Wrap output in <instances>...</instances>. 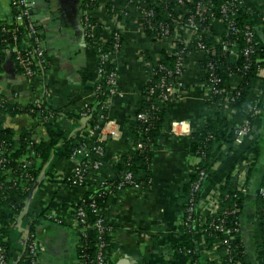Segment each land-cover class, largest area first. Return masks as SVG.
Returning <instances> with one entry per match:
<instances>
[{"label": "crops", "instance_id": "0c3cea01", "mask_svg": "<svg viewBox=\"0 0 264 264\" xmlns=\"http://www.w3.org/2000/svg\"><path fill=\"white\" fill-rule=\"evenodd\" d=\"M245 1L255 28L264 41V0ZM110 2L98 0L91 12L100 24L96 26L95 33L103 40L109 37L104 25L113 21ZM84 3L85 0H29V11L45 43L48 66L29 78L8 54L0 68V92L6 100L28 105L46 98L55 108L68 112H81L95 102L94 87L100 60L98 50L90 43L82 23ZM14 20L12 0H0V25ZM136 29L130 18H126L121 26L124 52L118 60L117 90L110 99L108 109V119L113 127L118 128L120 136L109 137L105 142L102 163L106 162V165H102L98 172L102 176L111 173L109 164L112 161L129 151L131 141L127 137L128 130L136 123L134 111L143 98L142 89L148 68L137 54L144 44V37ZM29 40V33L24 31L23 48L28 47ZM10 60L14 62L12 70L6 67ZM202 78L200 66L196 62L187 63L182 77L184 95L167 102L170 114L167 127L151 149L150 186L121 190L110 195L103 211L113 226L108 264H191L192 258L183 249L187 243L195 245L200 264H228L220 257L218 249L212 246L214 240L199 230H186L182 226L181 205L186 198L184 182L198 159L187 153L189 137L170 132V126L180 119L189 120L192 128L198 124L209 99ZM241 116H232L233 124ZM49 120L50 128L45 125L43 117L31 118L27 113H21L7 115L4 125L0 126V130L10 128L15 131L17 145L24 129H31L38 142H54L47 161L39 160V173L26 196L14 195L19 211L14 213V222L4 239L10 264H24L30 235L39 243L38 264H80L78 246L81 237L72 207L86 191L93 188L92 176L97 174L91 175L85 185H76L71 181L74 168L85 159V151L75 154V149L83 142L88 148L97 142L102 129L104 131V122L93 128L91 124L97 120L93 113L79 122L65 117ZM254 127L246 142L259 138L264 140V107ZM233 160L228 158L219 164L214 175L206 178V191L218 186L229 173ZM261 163L264 168V156ZM263 168L262 173L257 170V174H253L254 182L247 193L248 206L242 219L243 236L252 264H264V247L252 209L254 200L258 198L257 181L264 174ZM0 208L6 213L12 210L2 205ZM50 213H55L57 219L50 218Z\"/></svg>", "mask_w": 264, "mask_h": 264}, {"label": "trees", "instance_id": "16d2710c", "mask_svg": "<svg viewBox=\"0 0 264 264\" xmlns=\"http://www.w3.org/2000/svg\"><path fill=\"white\" fill-rule=\"evenodd\" d=\"M90 0H85V2ZM214 3V9L218 12L220 4L224 0H211ZM149 5V0H146ZM97 3L94 1L89 5V8H95ZM162 8H160V12ZM116 15L117 20L124 18L123 12L119 9H115L111 12ZM161 17V18H160ZM133 20V18L131 17ZM239 23L241 26L250 25L255 30L256 39L259 41L258 49L256 53L251 57L252 65L243 69L246 62V57L240 56L234 60L231 56H215L213 59L217 62L215 72L221 78V85L229 88L231 92L235 94L234 100H229L227 97L228 93L219 95H212L206 103V111L199 120L198 124L194 126L190 133L189 140L190 144L187 149V153L198 159L197 163L193 166L192 173L189 175L187 180L184 182L183 191L186 194L185 200L182 201L183 220L182 226L186 230H191L185 225L186 210L189 206V199L192 194V185L198 180L199 171L205 169L208 176H212L217 172L219 164H223L228 158H233L232 167L229 173L224 177L223 180L218 184L216 192L218 194L220 207L218 216H210L207 209L199 208L197 206L196 212L193 213L194 217H198V213L205 218V224L203 225L204 235L209 237L212 241V246L217 248L221 254L223 260H230L237 264H252L250 260L246 243L243 236V225L242 219L248 206V194L238 190L234 184L233 169L237 163L244 158H248L253 155L251 166L248 172V178L253 177L254 172L257 174V170L261 171L263 168L261 160L264 156V140H251L242 145L236 144V133L245 118L251 120V125L254 130L255 122L258 115H253L251 108L255 102L262 112L264 107V79L256 81V73L254 63L257 58L264 59V41L261 35L255 28L253 18L247 4L239 11ZM158 20H166L165 15L161 13ZM14 22V21H13ZM12 22V23H13ZM14 24V23H13ZM115 27V23L111 22ZM3 24L0 25V68L3 61L8 54H11L14 59L12 52L8 50V44L12 41L11 33L5 32L2 29ZM18 28L19 35L21 37L24 31L27 30V24L16 25ZM137 28V25H136ZM214 33H219L222 37L229 39L233 38V34L226 31V25L219 23ZM146 41H154V33L149 29L145 31ZM90 43L97 48L98 52L100 49L107 50L108 45L101 42L96 37L89 38ZM7 40H9L7 42ZM124 37L119 41L121 44V51L124 52ZM210 44L216 43V39L211 37L207 40ZM242 43V39L240 40ZM143 49V60L142 62L147 66L148 73L146 81L143 85V98L139 105L135 109V115L137 117L136 123L133 127L128 130V138L131 141V147L129 151L112 161L109 164L111 173L107 175H93V188L90 191H86L83 196L78 200L77 206L82 205L86 211V225H81L79 231L85 227V231L81 233V240L78 246V257L80 264H96L98 256V242L99 236L101 235L106 243L107 249L111 246V233L113 226L108 221L104 214L106 204L110 199V195L113 192L121 190H128L133 187L134 183L125 182L124 177L127 173H131L134 182L142 183L144 188H148L152 181V146L158 141L160 133L165 130L169 120V110L167 108V100L174 98L173 94H168L166 90L161 86V83L165 81L166 84H172L176 82L178 74L176 73V61L177 57L171 55L170 49L163 47L157 54L151 49L149 44H144ZM193 49V48H190ZM201 52V50H199ZM139 56V55H138ZM206 56V54H205ZM183 61L185 64L192 61L191 54L186 51L183 54ZM205 59H198L196 64L202 69ZM118 63H113L111 69L118 71ZM206 77L203 76L201 82L205 83ZM238 85L235 86V84ZM98 83L95 84V89ZM110 86L106 85L96 92V102L90 103L87 108L82 109L81 112H68L64 109L55 108L49 103L46 98L42 99L40 107H36L33 104L23 105L18 102L12 103L5 99V107L0 109V126H3L7 115L15 116L21 113H27L31 118L36 116H48L52 117L53 120H57L60 117L70 118L75 121H81L85 117L82 112L86 111L88 114L93 113L96 115V111L99 109L105 110L104 118H97L91 125L94 127L99 126L103 120L108 119V109L110 106L109 99L112 98L110 93ZM239 92V94H238ZM3 96V95H2ZM230 106L235 109L233 114L226 107ZM227 108V109H226ZM236 114L242 116L237 120V123L233 124L231 120ZM144 115V117H142ZM49 118V119H50ZM45 120V125L50 128V120ZM236 122V121H235ZM15 131L10 128H2L0 130V139H5L14 145L15 142ZM34 133L31 129H24L20 133L19 148L14 152L13 156L18 157L22 151L24 152L30 141H34V147L40 154L43 162H46L51 155V144L38 142L34 138ZM142 144V147H139ZM105 146V142L103 143ZM24 149V150H23ZM16 162H12L11 166H15ZM103 167L106 162L102 163ZM264 169V168H263ZM37 177L40 168H36L35 165L31 167ZM90 173V172H89ZM264 176L259 177V184H262ZM102 181L105 184H102ZM32 184V183H31ZM30 184V185H31ZM29 185V187H30ZM201 188H204L202 184ZM202 191V190H201ZM200 191V192H201ZM200 192L196 193V198L199 201ZM28 191H22L20 188H0V205L4 208H11V212L6 213L0 208V243L7 245L4 240L8 233L12 223L14 222V213L19 211V206L14 199V195L20 194L24 198ZM95 203V207L92 206ZM200 203V201H199ZM264 200L258 196L254 200L253 211L256 217L260 238L264 247ZM76 205V204H74ZM73 205V206H74ZM102 218L105 229L100 232L96 226L97 221ZM224 219V227L232 229L231 238L228 234L223 231H217L212 225L214 220L219 222L220 219ZM184 245V244H183ZM186 249L191 259V264L198 261V251L194 244L187 243ZM210 247V246H209ZM25 259V257H24ZM217 264V263H215Z\"/></svg>", "mask_w": 264, "mask_h": 264}, {"label": "built area", "instance_id": "2783aa9c", "mask_svg": "<svg viewBox=\"0 0 264 264\" xmlns=\"http://www.w3.org/2000/svg\"><path fill=\"white\" fill-rule=\"evenodd\" d=\"M94 1V4L98 0H90L85 2L82 10V23L87 30V35L90 37H96L104 44L108 45L107 50L100 49L99 64L97 68V88L96 92L102 87L110 86V93L112 96L117 90V82L119 78L118 71L111 69L113 63H118L121 51V44L119 43L122 38L121 26L126 18H133L135 26L137 25V31H139L144 37V44H149L151 49L157 54L163 47L169 48L171 55L177 57L176 61V73L178 74L176 82L172 84H166L165 81L161 83V86L166 90L168 94H173L174 97H183L184 82L182 80L183 74L186 70L187 64L183 61V54L188 51L191 54V62H197L198 59H205L202 67L203 76L206 77L204 87L207 91L208 98L212 95H219L228 93L229 100L235 99V94L229 90V88L221 85V78L215 72L217 62L213 59L215 56H231L236 60L240 56L246 57V62L243 69H247L252 65L251 57L256 53L259 45V41L256 39L255 30L250 25L241 26L239 23V11L245 5V0H224L220 4L218 12L214 9V3L211 0H149V5L146 0H111V11L119 9L123 12L124 18L120 21L117 20L116 15L113 16L116 27L112 24H105L104 27L109 31V37L103 40L102 36H97L95 33L96 26L100 25L95 20L91 12L95 8H89V5ZM13 9L15 12V20L13 23H3L2 29L5 32L11 33L12 41L8 44V50L13 53L14 61L17 68L27 77L33 78L37 74L43 72L48 66V59L46 55L45 43L41 38L40 29L36 22L33 20L29 11V0H12ZM162 8L161 12L159 11ZM163 13L166 20H158V17ZM161 18V17H160ZM27 24V32L30 35V40L27 42L28 47L25 49L22 47V37L19 35L16 25ZM219 23L226 25V31L233 34V38L229 39L226 36L222 37L219 33H214ZM120 25V26H119ZM150 30L154 33V41H146V30ZM211 37L216 39V43L210 44L207 40ZM243 40L242 43L240 40ZM9 40H7L8 42ZM143 44V45H144ZM141 45L137 54L143 60V49ZM158 48V49H157ZM193 48V49H190ZM201 50V52L199 51ZM206 54V56H205ZM256 81L264 79V59L257 58L254 63ZM238 83L235 84V86ZM239 94V92H238ZM111 99V98H110ZM109 99V102H110ZM208 99V100H209ZM167 101L170 99L166 98ZM96 102V98H95ZM42 99H37L33 105L40 107ZM5 107V97L0 92V109ZM230 114L235 112V109L228 105L226 106ZM105 110L99 109L96 111V118H104ZM251 112L253 115H258L261 110L256 106L255 102L252 105ZM87 116V112H82ZM44 121L50 117L41 116ZM144 117V115H142ZM52 119V117L50 118ZM104 131L98 137L97 142L93 143L90 148L83 142L77 145L75 154L85 151V159L77 164L73 170L71 181L76 185H85L91 175L98 174L102 168V155L104 153L103 143L107 141L109 137H119L120 133L118 128L113 127V124L109 119L103 120ZM100 126V125H99ZM193 128L189 120L180 119L174 121L170 126V132L176 135L189 136ZM253 132L251 120L245 118L239 126L236 133V144L242 145L246 140V137ZM35 142L30 141L26 150L16 158L13 156L19 146L13 143L0 139V188H20L23 192L28 191L29 185L36 179L34 171L31 167L35 165L39 168V160H41L40 154L34 147ZM142 147V144H139ZM24 150V149H23ZM253 155L248 158H244L237 163L233 169L234 184L236 188L242 192L248 193L252 189L254 182V176L248 178L249 168L251 166ZM12 162H16L15 166H11ZM90 172V173H89ZM264 176V174H263ZM208 177V173L205 169L199 171L198 180L192 185V194L189 199V206L186 210L185 225L191 230H199L203 233V225L205 224L204 216L198 213V217H194L193 213L196 212L197 206L199 208L207 209L210 216H218L220 202L216 189L206 191L205 186L202 189V184H205V180ZM125 182L134 183L132 188H144L142 183L134 182L131 173H127L124 177ZM102 184H105L102 181ZM202 190V191H201ZM201 191V192H200ZM200 192V203L196 198V193ZM257 194L264 200V180L262 184L258 185ZM78 202V201H77ZM77 202L74 205V217L76 224H78V230L81 225H86V211L82 205L77 206ZM95 207V203H92ZM264 208V203H263ZM50 218L57 219L55 213L49 214ZM214 229L217 231H223L231 238L232 229L224 227V219L221 218L219 222L213 221ZM96 226L102 232L105 227L103 219L100 218ZM85 231V227L78 231L80 237L81 233ZM205 236V235H204ZM207 237V236H206ZM209 238V237H208ZM98 256L96 264H108L107 243L105 239L100 235L98 242ZM38 249L39 243L30 235L28 240L27 253L25 256L24 264H38ZM228 264H237L236 262L226 260ZM0 264H10L7 255L6 245L0 243ZM193 264H200L199 260L193 262Z\"/></svg>", "mask_w": 264, "mask_h": 264}, {"label": "water", "instance_id": "95a60500", "mask_svg": "<svg viewBox=\"0 0 264 264\" xmlns=\"http://www.w3.org/2000/svg\"><path fill=\"white\" fill-rule=\"evenodd\" d=\"M14 66V62L13 60H10L7 64H6V67H8V70H12ZM85 120V119H84Z\"/></svg>", "mask_w": 264, "mask_h": 264}]
</instances>
